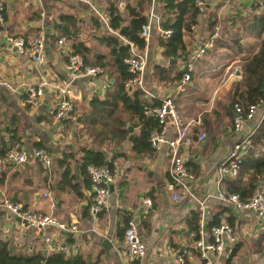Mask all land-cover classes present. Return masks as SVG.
Masks as SVG:
<instances>
[{
  "label": "crops",
  "instance_id": "crops-1",
  "mask_svg": "<svg viewBox=\"0 0 264 264\" xmlns=\"http://www.w3.org/2000/svg\"><path fill=\"white\" fill-rule=\"evenodd\" d=\"M111 1H115L122 12H125L126 4H137V0H98L99 10L107 14L106 6ZM202 1L206 10L198 17L193 36H184L186 50L177 58L168 59L162 55L163 48L159 45L158 37L162 0H151L146 11L151 27L150 38L142 49L147 55V92L156 100L166 96L174 99L187 135L195 137L201 131L206 134L207 139L180 149V155L196 177L191 184L196 198L188 197L182 202L172 200L166 189L170 164L166 144L161 143L159 148H153L151 155H136L131 151V141L127 138L115 148L122 155L114 160L115 179L109 187L107 205L97 219H93L89 213L90 184L86 171L81 167L82 150L92 147L93 139L87 134L82 135L79 130L83 127V116L92 113L90 101L93 96L103 99L113 91L115 75L107 71L94 78L74 79L75 114L70 119L52 122L58 99L53 85L44 88L35 106L26 104L24 100L26 86L39 82L40 78L51 83L69 79L66 71L69 42L66 40L58 44L50 35L58 36L64 31L78 33L79 39L92 49L90 57L93 58L96 54L108 55L109 52L97 39L99 32L94 30V21L100 22L102 32L118 33L110 29L108 15L106 27L82 3L71 0L4 1L5 20L0 23V82L8 80L17 89L11 92L0 84V155L11 147L28 151L44 147L52 156V164L45 168L38 160L29 158L19 165L5 166L0 169V194L26 209L51 214L61 221L76 224L78 230L67 235L70 242L55 228L45 230L54 242L66 245L64 252L67 256H79L89 264H169L172 250L186 246L188 264H264V220L253 212L238 211L216 197L221 183L224 187V182L218 180L217 168L228 155L237 136L230 130L229 111L222 106L217 107L215 94L221 90L214 84H217L216 76L224 79L225 72L221 75V70H227L237 60L229 59L231 62L227 63L226 60L215 59L216 54L205 51V55L195 61L188 82L183 83L181 77L179 82L169 83L158 80L154 75L157 65L165 68L174 65L173 71L182 70L196 49L210 39L206 31L207 12L216 10L221 20L237 10L245 14L243 4L252 2ZM60 14L73 15L79 23L60 21ZM58 24L67 28H58ZM41 28L47 35L46 62L36 67L25 56L15 53L6 42V36H28ZM238 73L235 72V79H238ZM194 76L197 77L193 80ZM149 96L145 95V98L151 100ZM260 115L261 110L257 112V118ZM166 130L167 137L176 136L171 126L167 125ZM138 133L139 127H132L133 136ZM107 154L110 158L112 153L108 151ZM60 159L65 160V164H60ZM66 167L69 169V184L62 185V174ZM257 185L264 189V179L258 181ZM147 199L150 204L145 202ZM199 202L203 203L202 208ZM194 210L199 212L201 225L198 239H195L189 223L190 213ZM220 210L224 211L220 215V222L227 221L232 226L236 241L226 245L222 253L200 250L196 242L211 241L209 223ZM130 218L139 223V233L147 246L146 255L133 261L127 257L122 240L125 223ZM105 238L109 239L112 247L102 245ZM0 251H7L13 257H29L39 254L48 256L58 250L54 244L45 242L44 234L34 232L25 222L0 206ZM4 264H12L11 257L6 258Z\"/></svg>",
  "mask_w": 264,
  "mask_h": 264
},
{
  "label": "trees",
  "instance_id": "trees-1",
  "mask_svg": "<svg viewBox=\"0 0 264 264\" xmlns=\"http://www.w3.org/2000/svg\"><path fill=\"white\" fill-rule=\"evenodd\" d=\"M195 1L162 0L159 27L163 31L170 30L171 32L169 35H164L161 31L158 36L159 45L163 48L162 55L165 58L175 59L186 50L184 36L185 34L189 37L193 36L198 25V17L202 13ZM150 2L151 0H137V4H126L124 7L125 12L120 11L115 1L109 2L106 6L109 26L118 34L102 32L100 22L94 21L93 23L94 30L96 33L99 32L97 33V39L109 49L108 55L96 54L95 57L91 58L92 49L79 39L78 33L69 34L64 31L58 36L53 34L49 36L55 41L62 38L63 42L66 40L69 42L67 57L69 53L80 54L85 64L98 65L103 69L102 74L109 71L110 74L115 75L113 91L109 92L103 99H99L96 95L93 96L90 101L92 113L87 117L83 116V127L79 131L82 135L87 134L93 139V146L85 147L82 150L81 167L85 171L92 164L107 165L114 171V160L122 155L120 151L116 152L115 148H118L127 140L129 136L128 125L133 128L139 127V133L131 141V151L136 155H151L154 152L150 135L154 130H160V125L154 116L144 113V106L150 102L157 104L160 99L152 98L148 100L145 98V93L140 89H134L130 92L125 89L124 84L130 73L123 61L130 54L127 42L135 44L141 50L145 48V40L139 35V31L141 26L148 21L146 11L149 9ZM262 5L254 0L249 5L245 3L243 4L245 14L241 10H237L227 16L224 19L225 21L218 19L216 10L207 12L206 31L209 33L210 38H213L214 45L206 49V52L216 54L223 50L226 51L227 58L242 61L239 77L232 83L231 90L229 89L230 99L227 105L229 123L231 122L234 103L238 102L243 106H247L263 96L264 37L258 45L244 44L246 40L243 39L244 35L252 38L256 37V39L262 37L264 33V11L261 13L255 12ZM205 10L204 4L203 12ZM58 19L67 23H79L70 14H60ZM22 37L27 38V36ZM197 59L193 60V65ZM173 66L170 65L165 68L157 65L154 67V75L160 81L174 83L179 82L185 73L191 72L192 74L193 72L188 71L187 63L184 64L182 70L173 71ZM172 73L173 76H171ZM252 139L254 148L241 161L238 174L226 180H221V182H224V187L221 183V191L236 193L242 201L249 198L257 182L264 179V113ZM108 151L112 153L110 158L107 154ZM59 163L63 165L65 160L60 159ZM61 184H69V169L67 167L62 174ZM223 212L220 210L212 216L209 230L212 226L220 223V215ZM189 223L195 239H198L201 226L198 211L194 210L190 213ZM66 241L70 242V237L67 236ZM9 257L12 259V264H89L79 256H67L63 250L52 252L48 256L39 254L29 257H13L7 251H0V264H4L5 259Z\"/></svg>",
  "mask_w": 264,
  "mask_h": 264
},
{
  "label": "built area",
  "instance_id": "built-area-1",
  "mask_svg": "<svg viewBox=\"0 0 264 264\" xmlns=\"http://www.w3.org/2000/svg\"><path fill=\"white\" fill-rule=\"evenodd\" d=\"M4 1L0 0V23L5 20ZM77 3H82L88 9L96 14L100 20L108 27L107 14L99 10L98 0H71ZM258 3L264 0H254ZM195 4L201 12L204 10V2L196 0ZM44 15V13H42ZM150 24L147 21L139 31V35L148 42L150 38ZM164 35H169L170 30H161ZM6 42L14 47L17 55L25 56L36 67L42 66L46 62L47 37L43 28L24 38L22 36L7 35ZM58 44L63 43V39L57 41ZM130 48V54L124 58V63L127 66V71L130 73L124 86L129 92L134 89L142 90L145 95L149 96L145 88V73L147 69V55L144 50L139 49L135 44L127 42ZM213 38L205 41L199 48L196 49L194 55L187 63L188 71L193 69V60L204 55L206 49L213 47ZM66 71L68 80L65 82L51 83L44 78H40L39 82L28 84L26 86V98L24 102L28 105L35 106L40 96L44 92V88L53 85L57 90L58 99L55 103L52 122H59L65 119L73 118L75 114L74 92L72 81L76 78H94L103 73L102 67L98 65L85 64L83 57L80 54H68L66 62ZM190 79L189 73H185L182 82H188ZM9 91H16V87L8 80L0 82ZM263 96L253 103L243 106L236 102L233 105L232 116L230 122V130L237 136L228 155L219 164L217 168V176L219 182L225 177H232L238 174V169L243 158L249 154L253 148V133L259 125L264 113V88ZM154 96H149L153 98ZM261 110V115L257 118V112ZM144 113L154 116L160 125V130H154L150 135V142L153 148H159V144H166L169 148L170 164L168 167L169 181L166 184V189L170 192L172 200L182 202L186 198L195 199L192 182L195 180V174L187 167L185 161L180 155V149L183 146H191L195 141H203L206 137L204 131L197 133L194 136L185 133V126L182 117L180 116L174 100L171 96L163 97L157 104L149 103L144 106ZM195 121L194 124H196ZM169 125L176 132L173 138L167 137L166 126ZM247 125H249L247 127ZM247 127V128H246ZM29 158L38 160L45 168H49L52 164V156L48 149L44 147H35L31 150H26L19 147L9 148L3 155H0V169L9 164L19 165L26 162ZM90 182L91 203L89 205V213L93 219H97L98 213L102 211L108 202L110 194V184L115 179V172L107 165H89L86 169ZM0 206L9 212L11 215L18 217L25 222L26 226L36 233L44 234V240L48 244H54L57 250L66 251V245L54 240L45 233L48 227L55 228L59 234L66 237L69 233L78 230L76 224L67 223L59 220L51 214H43L37 211L24 208L20 204H14L8 201L0 194ZM216 197L224 204L230 205L238 211H249L255 213L264 220V189L256 185L251 195L246 200L242 201L236 193H226L217 190ZM146 203L150 204L147 199ZM199 207L202 208L203 203L199 202ZM211 241L204 243L202 240L196 242V247L200 250H210L216 253H222L225 246L233 244L236 241V235L232 226L227 221H222L218 225H214L210 229ZM123 245L130 260L142 258L147 253V246L139 233V223L130 218L126 221L123 234ZM189 252L186 246L175 247L170 254L169 264H188L187 258Z\"/></svg>",
  "mask_w": 264,
  "mask_h": 264
},
{
  "label": "rangeland",
  "instance_id": "rangeland-1",
  "mask_svg": "<svg viewBox=\"0 0 264 264\" xmlns=\"http://www.w3.org/2000/svg\"><path fill=\"white\" fill-rule=\"evenodd\" d=\"M261 4H263L262 7L257 8L255 12L261 13L262 11H264V3L262 2ZM223 21H225V20L223 19ZM219 22H220V20H219ZM227 24H229V23H227ZM207 34H209V33H207ZM263 37H264V33H263L262 37H260L259 39H256V37L252 38L251 36L244 35L243 39L245 38V40H246V41H244V42H246L244 44H257L258 45L263 40ZM227 57H228V55H227L226 51L220 50L219 53H216V57H214V58L218 59V60H226L225 62H227V63L231 62V60L229 61V59H232V58H227ZM236 60L237 61H235V62L233 61L231 63V65L227 68V70H225V68H223L221 70V72H220L221 75H223L225 72V74L223 75L224 79L218 78L219 76H216V79H217L216 83L217 84H214V85L217 86L216 88L219 87L221 90L218 93L216 92L217 95L214 93L215 98L218 99V104H217L218 108H219V106H222L225 109H227V107H228L227 105H228L229 99H230L229 92L231 90L230 87L232 86L231 82L233 79H234L233 82H235V80H237V79H235V76H236L235 72H239L240 69L242 68V61H240L239 59H236ZM195 77H197V76H194L193 80ZM230 84H231V86H230ZM229 125H230V123H229ZM128 126H130V125H128Z\"/></svg>",
  "mask_w": 264,
  "mask_h": 264
},
{
  "label": "water",
  "instance_id": "water-1",
  "mask_svg": "<svg viewBox=\"0 0 264 264\" xmlns=\"http://www.w3.org/2000/svg\"><path fill=\"white\" fill-rule=\"evenodd\" d=\"M57 27L58 28H62V29H66L67 27L66 26H61V25H57ZM47 36V35H46ZM9 46H11V45H9ZM13 49H14V47H13ZM128 131H129V137H128V140L129 141H132L133 140V138H134V136H133V134H132V126H128ZM24 222V221H23ZM68 235H71V233H69ZM102 245L105 247V248H110V247H112V243H110V241H109V239H107V238H105V239H103L102 240Z\"/></svg>",
  "mask_w": 264,
  "mask_h": 264
}]
</instances>
